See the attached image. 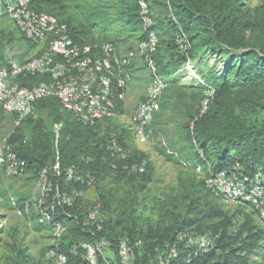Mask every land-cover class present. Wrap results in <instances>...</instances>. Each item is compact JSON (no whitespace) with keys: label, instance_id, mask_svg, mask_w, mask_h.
<instances>
[{"label":"trees","instance_id":"trees-1","mask_svg":"<svg viewBox=\"0 0 264 264\" xmlns=\"http://www.w3.org/2000/svg\"><path fill=\"white\" fill-rule=\"evenodd\" d=\"M144 1L154 17L158 39L154 58L167 89L183 78L180 75L188 62L195 64L202 77L201 83L180 86L193 90L189 121L183 128L189 144L203 154L199 162L205 178L236 165L254 174L264 167V0L255 5L253 0ZM32 6L57 16L78 39L91 44L110 41L132 49L133 40L132 44H138L147 38L140 0H34ZM124 33L129 36L119 38ZM180 33L191 43L188 52L176 45ZM21 39L26 40L23 35ZM212 58L215 62L209 64ZM3 59L1 54L0 63ZM42 80L32 76L28 82L35 85ZM209 90L213 95L203 110L202 99ZM117 111L126 115L123 101ZM113 137L129 151L127 158L108 148ZM8 142L26 162L27 173L33 178L44 175L48 195L41 200L55 208L50 223L44 224L38 211L28 212L26 197L13 195L23 228L12 226L5 231L1 221L6 215L0 212V264H51L46 253L55 245L34 254L26 237L31 232H53L56 223L65 228L58 251L67 264H88L81 245L100 240L110 242L106 254L112 252V256L100 255L98 264H121L118 248L123 240L133 250L135 264H159V257L180 233L205 235L212 246L196 254L195 247L181 243L175 264H264V227L258 224L254 206L239 202L233 213L226 210L222 199L207 189L205 178L189 172L188 164L178 172L175 185L150 196L147 189L154 180V162L149 152L137 146L129 126L118 119L86 126L64 111L57 98H43L36 102V117L15 128ZM71 165L91 173V186L66 180ZM134 166L144 170L134 172ZM92 187L95 201L73 196L74 189L86 192ZM147 199L152 200L151 207L145 204ZM98 204L100 214L92 219L90 211ZM9 205L7 200L2 208Z\"/></svg>","mask_w":264,"mask_h":264},{"label":"built area","instance_id":"built-area-1","mask_svg":"<svg viewBox=\"0 0 264 264\" xmlns=\"http://www.w3.org/2000/svg\"><path fill=\"white\" fill-rule=\"evenodd\" d=\"M33 2L34 0H0V18L7 15L25 39L38 49L34 56L24 62L15 61L8 50L5 64H0V112L13 118L12 130L0 144V168L6 169L8 177L25 174L26 162L13 150L8 142L9 137L15 128L21 126L28 118L36 117V102L48 97L57 98L64 111L86 126L118 119L133 131L138 147H143L150 137L149 126L168 87L166 78L159 73L154 58L158 39L148 3L140 0V13L147 38L135 48L122 53L119 46L110 41L91 44L78 39L66 22L60 21L53 14L35 10ZM176 45L184 53L191 48V43L184 33L178 35ZM136 58L143 60L147 66L150 81L144 100L130 117H126L118 113V104L126 99L127 88L133 79L132 64ZM191 63L188 62L187 67ZM32 76L41 77L43 80L30 85L28 79ZM212 95V90L207 91L203 110H206ZM108 148L123 159L128 157L129 151L116 137L108 142ZM200 154L203 155L201 151ZM55 168H58V165ZM143 170L142 166L132 167L134 172ZM66 180H75L90 186L93 182L90 172L82 171L74 165L67 168ZM205 185L225 202L250 203L256 208L258 219L264 227V167L258 168L254 174H246L239 165L233 169L210 172L205 178ZM75 194L83 196L84 192L74 189L73 196ZM66 201L70 203L71 197ZM44 204L40 200L37 205L39 220L49 224L55 207L52 205L50 209ZM99 208L100 204L90 211L92 219L99 216ZM64 231L62 225H54L52 238L55 247L46 253V259L50 260L51 264H67L66 256L58 251ZM181 243L195 247L196 254L207 252L212 246L210 238L205 235L180 233L176 243L159 257V264H175ZM81 247L85 250L87 263L98 264L99 256L106 254L110 242H85ZM118 257L121 264H135L133 250L126 240L121 241L119 245Z\"/></svg>","mask_w":264,"mask_h":264},{"label":"rangeland","instance_id":"rangeland-1","mask_svg":"<svg viewBox=\"0 0 264 264\" xmlns=\"http://www.w3.org/2000/svg\"><path fill=\"white\" fill-rule=\"evenodd\" d=\"M259 1L260 0H253L251 5H255ZM21 36L22 34L7 15L0 18V54H6L9 50L10 56L18 62L34 56L37 53L35 49L36 46L21 39ZM128 36L129 33H124L123 37L119 38L125 39ZM132 42L136 41L133 40ZM121 45L124 51L129 47V44L125 45L121 43ZM214 62L215 59L212 58L209 64ZM186 69L187 70H184V73L181 72L180 75L184 79H180L177 83L173 84V86L176 85L178 89L170 85L165 91L160 108L157 112L155 124L151 129L150 137L147 143L141 147L143 151L150 153L151 159L155 165L154 180L149 184L147 189L150 196L160 194L163 190L166 191L167 187L175 185L177 183L178 172L186 169L185 164L191 166H188L189 172L196 174L199 178L204 179L206 176L205 170L199 162V155L202 159L203 155L200 153L198 155L195 146L189 144L183 128L184 124L189 121L187 111L193 105L191 96L193 90L180 86V83L192 85L201 83L202 77L200 73H198L194 63H191ZM185 75L189 76L186 77ZM134 76L135 84L140 85L146 90L150 79V73L144 63H142L140 70ZM193 77H195V79H192ZM206 95L207 92L202 101H204ZM195 103L194 109L196 110L200 106V100ZM134 109L135 107L127 111V117L131 115ZM101 124L105 127V122ZM12 125L13 118L0 112V144L2 139L12 130ZM170 155L172 156L171 159L169 158ZM47 188L48 186L45 183L43 174H41L39 178H33L32 175L27 172L22 176L8 177L6 169L0 168V212L6 215L5 219L1 221L5 231H8L12 226L20 227L21 220L23 219L22 213L15 207L13 195L15 193L22 194L27 198L28 212H36L38 211L37 205L42 199L41 197L48 195ZM83 195L84 199L91 201H95L97 197L94 187L88 188ZM7 200L10 204L9 207L2 208V205ZM145 204L151 207L152 200L147 199ZM221 204L231 213L238 209L235 203L221 200ZM257 220L259 226L263 227L258 218ZM21 228L23 227L21 226ZM26 242H30L33 246L32 252L34 254H39L40 250H45L53 244L52 230L42 231L40 233L31 232L28 237H26Z\"/></svg>","mask_w":264,"mask_h":264},{"label":"crops","instance_id":"crops-1","mask_svg":"<svg viewBox=\"0 0 264 264\" xmlns=\"http://www.w3.org/2000/svg\"><path fill=\"white\" fill-rule=\"evenodd\" d=\"M136 44L135 43L134 44L131 43V45L134 46L133 48L136 47ZM35 49L38 51L37 47H35ZM120 50H121L122 53H125V52H127V50H129V47L124 51L123 47L121 46ZM2 55H3L4 59H3V61L0 64H5V60H6L7 55L6 54H2ZM142 63H144L143 60H141L140 58H136V60L132 64L133 79H132V82L129 84L128 88H127L126 99L124 101V107H125V109L127 111H129L131 108L135 107V109L133 110V112H134L136 110L137 106L144 99V96H145V93H146V90L144 88H142L140 85L135 84V80H134L135 79L134 75L140 70V68L142 66ZM149 81H150V79H149ZM148 84H149V82H148ZM133 112L131 113V115L133 114ZM106 255L108 257L112 256V252H109V253L107 252Z\"/></svg>","mask_w":264,"mask_h":264},{"label":"clouds","instance_id":"clouds-1","mask_svg":"<svg viewBox=\"0 0 264 264\" xmlns=\"http://www.w3.org/2000/svg\"><path fill=\"white\" fill-rule=\"evenodd\" d=\"M119 47H120V46H119ZM149 73H150V72H149ZM147 86H148V85H147ZM146 89H147V88H146ZM144 97H145V96H144ZM143 100H144V99H143ZM143 100H142V101H143ZM124 101H125V100H124ZM125 116H126V115H125ZM126 117H127V116H126ZM129 117H130V116H129ZM120 122H121V121H120ZM122 123H123V122H122ZM124 124H125V123H124ZM137 146H138V145H137ZM140 149H141V148H140ZM141 150H142V149H141Z\"/></svg>","mask_w":264,"mask_h":264},{"label":"bare ground","instance_id":"bare-ground-1","mask_svg":"<svg viewBox=\"0 0 264 264\" xmlns=\"http://www.w3.org/2000/svg\"><path fill=\"white\" fill-rule=\"evenodd\" d=\"M181 80H183L184 78H180Z\"/></svg>","mask_w":264,"mask_h":264}]
</instances>
